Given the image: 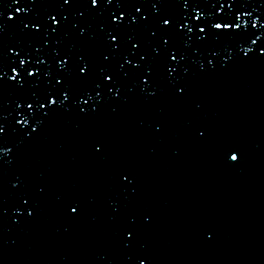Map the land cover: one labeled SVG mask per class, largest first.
<instances>
[{"label":"water","instance_id":"95a60500","mask_svg":"<svg viewBox=\"0 0 264 264\" xmlns=\"http://www.w3.org/2000/svg\"><path fill=\"white\" fill-rule=\"evenodd\" d=\"M155 2L144 0L141 13H153ZM183 2L163 0L153 20L187 13L190 9L183 8ZM60 3L35 0L33 13L54 12ZM10 4L11 0H0L4 20L15 12ZM115 4L113 0L103 16L95 7L90 13L86 7L64 5L68 12L84 16H69L67 34L59 37L34 35L39 30L30 24L23 31L13 27L21 13H15L0 32L4 80L15 75L11 66L18 65L21 47L35 54L43 45L48 63L42 73H51L41 75L39 88L13 87L15 81L0 87V114L7 117L0 122L7 125V146L18 145L3 157L8 163L0 169V264H139L145 256L149 258L145 264H264V54L259 52L264 28L260 24L244 45L245 51L253 49L247 57L237 40L227 36L209 35L204 40L194 36L188 45L174 38L175 47L187 54L182 65L189 71L175 74L182 85L187 84L185 94L177 95L160 75L155 97L141 93L139 84L128 80L122 93L126 99L89 101V108L96 103L100 107L88 115L66 101L31 139L16 134L15 129L22 127L16 121L28 118L23 127L31 131L39 118L36 113L44 111L33 113L27 104L17 107V102L43 92L49 81L55 84L57 61L65 53L71 52L72 72L64 75L74 93L91 86L74 75L77 56L102 59L106 46L99 26L109 11L118 14ZM234 8L247 9L252 19L260 17L264 24V0H237ZM80 28L87 29L84 37L78 35ZM136 35L150 55L151 43H163L146 27ZM127 47L131 45L122 47L121 55ZM118 62L120 56L110 57L112 67ZM18 70L33 79L23 68ZM97 141L102 145L99 154L93 148ZM225 143L238 149V163L223 155L220 146ZM121 172L129 175L131 184L123 181ZM17 178L20 184L14 188ZM21 194L31 197L23 207L34 208L33 215L21 207ZM70 199L80 203L79 215L66 210ZM133 218L136 238L125 247V239H132L125 229Z\"/></svg>","mask_w":264,"mask_h":264},{"label":"snow or ice","instance_id":"6c2138e0","mask_svg":"<svg viewBox=\"0 0 264 264\" xmlns=\"http://www.w3.org/2000/svg\"><path fill=\"white\" fill-rule=\"evenodd\" d=\"M161 3H163V0H156L155 3H152L151 7L154 11L147 14L141 13V9L145 7L144 0H116L114 11L118 14L109 11L105 22L99 26L100 32L104 34L106 46V51L101 53L102 59L93 61L83 54L77 56L76 68L78 71L74 75L77 79L90 81L91 86L78 89L74 93L71 83L65 79L64 75V73L72 72L71 52L65 53L63 59L57 61L58 74L54 78L55 84H51V81H49L50 86L46 87L43 92H33L31 96L17 102V107L27 104V110L33 113H36V109H43L44 111L36 113L39 118L31 131L23 127L28 124V118L16 121L17 124L22 126L20 129H15L16 134L25 139H31L33 133L45 123L47 118L51 117L57 109L65 106L66 101H71L81 114L88 115L89 111L96 112L100 107V104L96 103L89 108V101H104L106 98L107 100L126 99L122 93L128 80L138 83L141 93L147 91L148 96L155 97L158 91L156 78L160 75L168 81L177 95L185 94L187 84L182 85L180 83L181 77L175 74L181 69L184 73L189 71L187 67L182 65V61L186 60L187 54L186 51L175 47L172 43L174 38L183 39L185 44L188 45L192 42L194 36L199 40H204L209 35L227 36L237 40L241 50L245 52L247 57L253 51L251 47H248L247 51L244 50V45L247 44L253 34L251 30L256 29L258 24L261 28H264V24L260 22V17L252 19V12L244 8H234L237 0H223V3H221V0H206V3H202V0H184L183 8L190 9L187 13L181 12L179 15H168L167 18L164 15H159L158 19L153 20V16L160 12L158 5ZM112 4L113 0H77L76 3H73V0H62L58 10L41 15L38 12L33 13L35 0H11L9 7H13L15 12L8 13L7 20H4V13L0 12V20L4 21L0 23V32L3 31L7 21L13 20L15 13H21L19 17H15L13 27L20 28L23 31L30 24L33 29L39 30V33H34V35L59 37L61 34H67V27L71 23L69 16H84L83 12H68L64 5H71L76 9L86 7L90 13L92 8L95 7L96 14L103 16L107 6ZM218 4H220V7H217ZM133 9L135 11H132ZM25 13L31 15L25 16ZM137 13H140V15H137ZM261 16H264V13H261ZM246 17L247 19H245ZM73 27H75V24H73ZM141 27L148 28L151 37L155 40L163 41V43H151V55L144 50L143 42L137 38V30ZM86 33V28H80L78 35L84 37ZM56 42L59 44L60 40L57 39ZM44 43L47 44L48 41L45 40ZM251 43L256 44V41L252 40ZM127 45H131V47H127V50L121 55L122 47ZM53 51L56 52V57L61 55L59 51L55 49ZM20 52L23 55L19 56L18 65L11 66V71L15 75L8 80L3 79L5 65L0 61V87L7 86L11 81H15L13 87L21 89L25 87L39 88L41 75L51 76L50 72L42 73L43 66L48 63L42 54L43 45L36 49L35 54L30 49H24L23 47L20 48ZM259 52L264 54V46L259 48ZM114 55L120 56L122 60V62H118L116 67H112L109 63L110 57ZM56 57H53V59ZM133 57H139V59H133ZM173 61L175 64L172 63ZM30 63L31 68H29ZM208 63L212 64L213 61L209 60ZM12 64H16V60H13ZM19 68H23L26 76L33 77V79H27L18 70ZM61 81H64L63 85H61ZM128 90L131 91V88H128ZM74 95L75 99L73 98ZM6 119L7 117L0 114V121ZM6 129L7 125L0 122V169L3 168L5 163H8V161H4L3 157L8 156L12 153L13 148L18 146H7ZM199 135L203 137L204 132L200 131ZM20 143L22 144L23 140ZM98 144L99 141L93 144L94 152L97 154L101 153L102 148V145L97 146ZM220 148L227 160L239 162L238 149L226 143L222 144ZM119 176L128 184L132 183L128 174L121 172ZM19 184L20 180L17 178L13 187L15 188ZM39 192L43 193L44 189L40 188ZM30 199L31 197L26 194L20 195L21 207L24 211H27L28 216L33 215L35 211L30 206L23 207L29 205ZM66 210L69 215H79L80 203L78 200L70 199L66 203ZM134 223L133 218L125 229L126 237H132L131 240L125 239V247H130L135 241L136 228ZM147 259H149L147 256L140 259L139 264H145Z\"/></svg>","mask_w":264,"mask_h":264}]
</instances>
